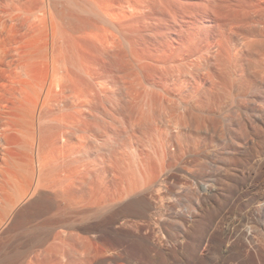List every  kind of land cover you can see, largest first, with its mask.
<instances>
[{
	"label": "bare ground",
	"instance_id": "bare-ground-1",
	"mask_svg": "<svg viewBox=\"0 0 264 264\" xmlns=\"http://www.w3.org/2000/svg\"><path fill=\"white\" fill-rule=\"evenodd\" d=\"M68 2L0 0V158L9 133L28 157L10 190L0 164V264H260L264 91L252 82L264 0H165L130 45L124 93L81 92L55 109V89L67 96ZM29 32L50 39L41 80L22 78ZM248 85L259 125L236 116L230 130L226 108ZM15 103L24 124L9 117ZM11 232L25 235L17 249Z\"/></svg>",
	"mask_w": 264,
	"mask_h": 264
},
{
	"label": "rangeland",
	"instance_id": "rangeland-1",
	"mask_svg": "<svg viewBox=\"0 0 264 264\" xmlns=\"http://www.w3.org/2000/svg\"><path fill=\"white\" fill-rule=\"evenodd\" d=\"M164 1L69 0L67 29L69 74L67 96L65 99H62L60 88L55 89V109L65 105L73 95L81 92L107 91L116 94L124 93L127 90V83L124 81L131 74L130 45L138 33L142 34L139 38V42H141V39L145 36L144 28L147 25L149 17L152 14L161 12ZM49 45L50 39L48 35L47 37L31 33L27 35L23 44V53L26 69L28 64L27 71L29 76L23 71L22 78L29 79L31 74H34L39 80L45 78L42 49L44 47L49 49ZM29 56H32L33 59L31 60ZM260 63L261 67L258 69L252 85L254 87L257 85L264 91V55H262ZM3 83H5L3 85L4 99L6 96L4 90L8 89L6 85L8 82L3 80ZM24 86L27 87V85ZM250 94V85H248L245 87L244 94L240 97L241 99L232 100L233 102L231 101V104L229 103L230 106L226 108L230 130H233V128L235 130L238 122L242 125L246 123L259 125L257 122L253 124L249 121L253 113V105L249 102ZM257 101L255 102V106L262 107L263 105L259 100ZM6 103L10 104V102ZM9 112V117L16 122L24 124L28 120L25 107H22L19 103L11 106ZM166 121V118L162 117L157 123L165 126V124L168 125ZM224 125L223 129L225 132L223 133L225 136L227 134V136L225 137L223 133L221 134L223 135V139H227L232 134L226 130V125ZM256 139L253 138L254 141ZM7 140L11 146V150L6 155L7 162L5 163L0 158V164L3 162V165H1L3 166V187L10 190L20 185L21 173L25 169L28 157L24 154V150H21V140L18 139L16 134L9 133ZM0 156H2L1 153ZM30 158L31 160L33 159L31 161L33 165L31 163L30 165L36 167L34 149ZM157 189L156 193L163 191L164 185L162 187L161 184ZM175 198L176 196L174 195L170 197V199ZM261 228V232H263L261 244H264V221ZM9 235L5 238V244L9 247L14 246V249L19 248L25 239V235L17 232H11ZM4 250L5 248L3 247V253ZM1 251L0 249V255H2ZM260 264H264V260H261Z\"/></svg>",
	"mask_w": 264,
	"mask_h": 264
}]
</instances>
